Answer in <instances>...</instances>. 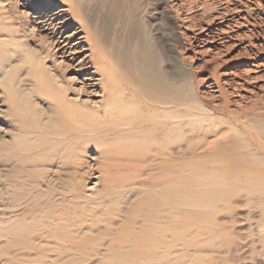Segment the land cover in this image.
Here are the masks:
<instances>
[{"label":"rangeland","instance_id":"obj_1","mask_svg":"<svg viewBox=\"0 0 264 264\" xmlns=\"http://www.w3.org/2000/svg\"><path fill=\"white\" fill-rule=\"evenodd\" d=\"M77 1L0 0V225L44 229L19 259L0 237V264H264V0ZM53 35L71 47L47 53ZM169 95L187 122L129 130ZM19 115L31 146L8 154Z\"/></svg>","mask_w":264,"mask_h":264},{"label":"bare ground","instance_id":"obj_2","mask_svg":"<svg viewBox=\"0 0 264 264\" xmlns=\"http://www.w3.org/2000/svg\"><path fill=\"white\" fill-rule=\"evenodd\" d=\"M81 7H82V4L81 3H79V1H77V0H72V2H70V4H69V6H68V9H64V8H61V9H59L57 12H53V14H57L59 11H68V10H73V11H75L74 9H76L77 11H79V12H81ZM75 13V12H74ZM71 19H73V20H80V18L78 17V15L77 14H72V17H71ZM86 22L88 23V21L86 20ZM88 25H89V23H88ZM84 26V25H83ZM79 32V31H78ZM74 33H77V32H74ZM56 34V33H55ZM92 34V33H91ZM91 34H89V33H86V35H81V36H79L78 37V39H89L90 41L91 40H93V41H95V37L94 36H91ZM92 35H94V34H92ZM82 39V40H83ZM66 40H68V36H65L63 39H60V38H58V37H55V35H53V36H51V37H48V38H45V39H43V42L46 44V46H47V53H51L53 56H55L56 55V51H60V50H62V54L65 52V48H70L71 47V45L70 46H67V45H69V43L70 42H66ZM65 41V42H64ZM78 43H81V42H78ZM95 44H96V42H95ZM72 45H74V44H72ZM97 46V45H96ZM95 46V48H97ZM90 61H91V63L92 64H94V63H97L98 65H100L99 67H97L96 68V72H99V73H101V78L105 81V84L104 85H106L107 84V82H109L110 81V79H111V76L112 75H114V73L113 72H111L110 70H108V71H110V72H107V70L106 69H108V68H104V65L106 64V62H105V59H104V57L103 56H100V57H91L90 58ZM108 67V66H107ZM89 68H92V65H87V66H85V68L84 69H89ZM44 72L48 75V78H49V80L50 81H52V83L50 84V86L51 87H53V85H54V88H57V90H60L62 93H63V99L65 100L66 99V97H67V93H68V91L70 90L69 89V87H70V85L69 86H66L65 84H69V81L68 80H66V82H64L65 84H63L62 82H63V80L61 79L60 81H62V82H60L61 83V87H58V85H59V83H58V81H59V76L57 75V71L56 70H44ZM111 73V74H110ZM113 73V74H112ZM41 78V77H40ZM58 78V79H57ZM56 79V80H55ZM68 79V78H67ZM84 79H90V78H84ZM71 81V80H70ZM58 83V84H57ZM160 83H162V82H160ZM53 84V85H52ZM64 85V86H63ZM95 85V84H94ZM110 85V84H109ZM112 86V85H111ZM162 86H163V84H162ZM162 86H160V87H162ZM165 87H164V89H162L163 91L165 90V88H166V90L165 91H167V92H169V91H171L170 90V86H169V83H166V85H164ZM186 85L185 84H181V88H182V90H184V88L183 87H185ZM71 88V87H70ZM81 90V89H80ZM79 90V91H80ZM169 90V91H168ZM104 91H105V87H104ZM108 93V92H107ZM105 94H106V92H105ZM170 95L169 96H165V101H163L162 103H160V106H158V104L159 103H157V106H156V109H153V111L151 112L150 110H148V112L149 113H147L148 114V116L145 118V117H140L141 115H139V114H136L135 115V121H132L131 123H129V125H128V127H129V130L130 131H136L137 130V126H140L143 122H146V121H149L150 123H151V129L152 130H158V127H160V126H163V127H166L167 129L172 125L173 126V124H182V123H185V122H187V120H185L184 118H185V116L183 117V116H181L180 114H178V112H177V109L173 106V102H172V98L170 97ZM59 98V100H60V97H58ZM57 101V100H56ZM66 102H67V104H69V105H72V102L71 101H67V100H65ZM122 101V100H121ZM58 102V101H57ZM56 102V103H57ZM60 106V103L58 104L57 103V106ZM105 105V104H104ZM59 106H58V108H59ZM100 106H102V105H100ZM147 106V105H146ZM106 107V106H105ZM111 108V107H110ZM71 110V109H70ZM69 110V111H70ZM186 112V111H185ZM115 113V111L113 110V109H109V110H104V117H110V119L112 118V115ZM68 115H70L69 113H67ZM74 115V114H73ZM79 115H82V114H79ZM187 116H189V114H187ZM21 116L19 115L18 117H16V118H14L13 119V125H16L17 126V128L20 130L19 131V133L17 132L16 134H13V138H14V141H13V143H10L9 144V146H8V148H6V149H4V151L6 152L7 151V153L8 154H11V153H13L14 151H16L17 150V153H18V151H25L24 149H27L28 147H30L31 146V141L28 139V132H26L25 131V125H24V123H23V121L21 122ZM99 119V118H98ZM109 119V120H110ZM70 120H71V118H70ZM73 120H75L74 118H73ZM101 120V119H100ZM93 122V121H92ZM191 122H192V120H191ZM193 122H195V121H193ZM83 123V122H82ZM90 123V122H89ZM76 124V123H75ZM78 124V123H77ZM102 124V123H101ZM111 124V123H110ZM189 124V123H188ZM257 124V126H258V123H256ZM100 125V124H99ZM73 126V125H72ZM83 127V126H82ZM81 127V128H82ZM86 128V127H85ZM123 129V128H121V127H111V128H109V129H107L106 131H107V133H106V135L109 133V130H116V129ZM259 130H261L260 129V127L258 126L257 127ZM68 130V129H67ZM105 130V129H104ZM182 130V129H181ZM150 131V130H149ZM69 132V131H68ZM99 132V131H98ZM149 133V132H148ZM70 134V133H69ZM151 133H149V135H150ZM104 139V138H103ZM64 140V139H63ZM145 140V139H144ZM138 141H142V140H138ZM145 141H147V140H145ZM150 141H154V137H152L151 139H150ZM156 142V141H155ZM158 142V141H157ZM70 143V142H69ZM151 143V142H150ZM165 144V143H164ZM7 145V144H6ZM200 145V144H199ZM198 148V147H197ZM225 148V147H224ZM1 149V148H0ZM8 149V150H7ZM217 149V148H216ZM2 150V149H1ZM238 150V149H237ZM236 150V151H237ZM209 151V150H208ZM222 151H224V150H222ZM230 151H231V149H230ZM232 151H235V150H232ZM238 152V151H237ZM17 153H15V154H17ZM21 153V152H20ZM24 153V152H23ZM191 153V152H190ZM231 153V152H230ZM22 154V153H21ZM256 154V153H255ZM205 155V154H204ZM106 156V155H105ZM11 158V157H10ZM9 158V159H10ZM12 159V158H11ZM10 159V160H11ZM220 159V158H219ZM238 159V158H237ZM240 159V158H239ZM215 161V160H214ZM226 161V160H225ZM228 161V160H227ZM229 161H231L230 160V158H229ZM21 163H23V164H25V162H26V154H23L22 155V158H21V161H20ZM11 163V162H10ZM73 163H75V162H73ZM223 163V162H222ZM251 164H252V162H250ZM75 165H76V163H75ZM75 165H72V168L74 169V172H76V171H78L77 170V168H76V166ZM222 165V164H221ZM220 165V166H221ZM212 166V165H211ZM235 166V165H234ZM246 166V165H245ZM248 166H249V163H248ZM251 166H254V165H251ZM256 166V165H255ZM254 166V167H255ZM231 167V166H230ZM233 167V166H232ZM263 167V166H262ZM261 167V168H262ZM222 168V167H221ZM238 168V167H237ZM247 168H249V167H247ZM255 168H258V167H255ZM264 168V167H263ZM229 169V168H228ZM227 169V170H228ZM241 169V168H240ZM251 169V168H250ZM212 170H214V169H210L209 171H212ZM255 170V169H254ZM257 171V170H256ZM256 171H255V173H256ZM263 171V170H262ZM68 172V171H67ZM233 172V171H232ZM252 173V172H251ZM253 173H254V171H253ZM254 173V174H255ZM60 174H62V172L60 173ZM59 174V175H60ZM69 174V173H68ZM232 174H234V173H232ZM231 174V175H232ZM256 174H258L257 176H261L262 174H260V171L259 172H257ZM63 175H64V172H63ZM78 175H79V173L77 174V177H78ZM213 175H215V174H209L208 176H213ZM243 175V174H242ZM61 176V175H60ZM24 177V176H23ZM62 177V176H61ZM74 177V176H73ZM75 178L74 180H73V182H72V184L71 185H69L71 188L70 189H67V188H65V187H62V191H63V193L64 192H66L65 193V195H64V198H66V199H68V197H69V195H70V201H73L75 198H77L80 194H78L77 193V191H78V189L79 188H81V186L82 185H80V182H81V179L83 178L82 176H79L78 178ZM227 178V177H226ZM241 178V177H240ZM263 178H264V174H263ZM85 179V178H84ZM207 179H209V178H207ZM210 180V179H209ZM25 181V180H24ZM228 181V180H227ZM41 182V181H40ZM59 182V181H58ZM56 183V182H55ZM23 184V183H22ZM47 184V183H46ZM50 184V183H49ZM251 184H255V185H264V179H262L261 177H258V178H256V180H254V181H252L251 182ZM40 185V184H39ZM20 187V186H19ZM28 187V186H27ZM69 188V187H68ZM218 188V187H217ZM259 188H261V187H259ZM0 190H1V188H0ZM27 190V189H26ZM25 190V191H26ZM46 190V189H45ZM17 191V190H16ZM24 191V190H23ZM29 192V191H28ZM54 192V191H53ZM13 193H14V191H13ZM30 193V192H29ZM38 193V192H37ZM44 193V192H43ZM10 194H11V192H10ZM51 194V193H50ZM48 195V194H47ZM59 195H61V194H59ZM50 196H52V195H50ZM15 197H16V195H15ZM171 197V196H170ZM204 197H205V195H204ZM217 197V196H216ZM8 199V201H7V205L8 206H13V203H12V194H11V196H8L7 197ZM37 198V197H36ZM1 199H3V198H1ZM19 199V198H18ZM55 199H57V198H55ZM78 199V198H77ZM79 199H81V198H79ZM207 199V198H206ZM22 200V199H21ZM21 200H18L19 202L21 201ZM27 202H28V200H26ZM80 201V200H79ZM187 201V200H186ZM204 201H206V200H204ZM213 201H214V199H213ZM76 202H78V201H76ZM76 202H74V203H76ZM81 202V201H80ZM145 202V201H144ZM21 203V202H20ZM140 203V202H139ZM206 203V202H205ZM5 204V203H4ZM39 204V203H38ZM99 204H101V203H99ZM26 206L21 210V215H26L27 213H26V211H27V207L29 206L28 204H25ZM42 205V204H41ZM39 206V205H38ZM55 206V205H54ZM65 206H66V204H65ZM83 206V205H82ZM97 206V205H96ZM161 206V205H160ZM177 206V205H176ZM208 206V205H207ZM48 207V206H47ZM103 207H104V209H105V206L103 205ZM42 208H44V207H42ZM80 208H81V206H80ZM98 208V207H97ZM79 209V208H78ZM85 209V208H84ZM44 210V209H43ZM46 210H47V208H46ZM49 210V209H48ZM81 210V209H80ZM99 210H100V208H99ZM10 212H9V214H10V216H12L13 214H15V211L13 210V209H10L9 210ZM83 211V210H82ZM82 211H81V213H82ZM49 212V211H48ZM52 212V211H51ZM86 212V211H85ZM193 212V211H192ZM43 213V212H42ZM62 213V212H61ZM33 214H35V213H33ZM39 214V213H38ZM80 214V213H79ZM87 214V213H86ZM86 214H84V215H86ZM89 214H91V213H89ZM120 214H121V212H120ZM41 215V214H40ZM39 215V216H40ZM61 215V214H60ZM82 215V214H81ZM93 215V214H92ZM124 215V214H123ZM195 215V214H194ZM206 215V214H205ZM28 216H30V215H28ZM44 216V215H43ZM78 216H80V215H78ZM15 217V216H14ZM23 217H25L26 218V216H23ZM50 217H52V216H50ZM85 218H86V216H84ZM92 217V216H91ZM204 217V216H203ZM16 218V217H15ZM15 218H13V221L10 223V224H8V225H6V221H5V224L4 225H0V237H5V238H7V240L8 241H11L13 244H15L16 245V247H14V245L12 246V243L11 242H9L8 244L10 245L9 246V248H8V254H11L12 256H14L15 255V257H18V259H19V257L20 258H23V257H25V256H27L28 254H29V248H30V246H29V244H30V242H32V241H34V240H36L37 238H39V237H41L42 236V234L44 233V229L42 230L41 228H39V226L38 227H36L35 225H25L24 223H27L26 221L23 223V225H20L19 223H17L14 219ZM28 218V217H27ZM31 218V217H30ZM30 218H28L29 220H30ZM37 218V217H36ZM77 218V217H76ZM93 218V217H92ZM32 219H33V217H32ZM44 219H46V218H44ZM55 219V218H54ZM83 219V216H82V218L80 219L79 218V220H82ZM91 219V218H90ZM1 220H4V219H1ZM10 220H11V218H10ZM27 220V219H26ZM28 220V221H29ZM40 220V219H39ZM123 220V219H122ZM52 221H53V219H52ZM61 221V220H60ZM125 221V220H124ZM47 222H49V221H47ZM69 222V221H68ZM91 222V221H90ZM89 222V223H90ZM152 222H153V220H152ZM0 223H2V222H0ZM8 223H9V221H8ZM21 223H22V221H21ZM42 223V222H41ZM50 223H52V222H50ZM59 223V222H58ZM74 223V222H73ZM83 223V222H82ZM88 223V222H87ZM134 223V222H133ZM3 224V223H2ZM32 224H33V222H32ZM35 224V223H34ZM39 224V223H38ZM44 225L46 224V225H48V223H43ZM43 224H41V225H43ZM69 224V223H68ZM85 224H86V222H85ZM91 224V223H90ZM162 224V223H161ZM55 225H56V222H55ZM71 225V224H70ZM73 225V224H72ZM165 225V224H164ZM57 226V225H56ZM65 226V225H64ZM83 226V225H82ZM141 226V225H140ZM157 226V225H156ZM46 227V226H45ZM44 227V228H45ZM51 227H53L54 228V226H52L51 225ZM77 227H79V226H77ZM81 227V226H80ZM167 227V226H166ZM37 228H39V229H37ZM47 228V227H46ZM71 228V227H70ZM73 228V227H72ZM170 228V227H169ZM62 229V228H61ZM60 229V230H61ZM65 229V228H64ZM77 229V228H76ZM166 229V228H165ZM164 230V229H163ZM48 231H50V230H48ZM56 231V230H55ZM55 231L53 232V233H55ZM58 231V230H57ZM149 231V230H148ZM160 231V230H159ZM37 232H38V234H37ZM40 232V233H39ZM59 232H61V231H59ZM58 232V233H59ZM64 233V232H63ZM161 233V232H160ZM35 234V235H34ZM49 234V233H48ZM56 234V233H55ZM73 234V233H72ZM121 234V233H120ZM47 235V234H46ZM45 235V236H46ZM57 235V234H56ZM59 235H61V233H59ZM76 235H78V234H76ZM51 238H52V236L51 235H49ZM48 236V237H49ZM55 236V235H54ZM58 236V235H57ZM160 236V235H159ZM56 237V236H55ZM79 237V236H78ZM54 238V237H53ZM62 239H63V236L61 237ZM69 238V237H68ZM14 239V240H13ZM42 239H43V237H42ZM41 239V240H42ZM44 240V239H43ZM55 240V239H54ZM58 240V239H57ZM72 240V239H71ZM70 240V241H71ZM79 240V239H78ZM2 241V240H1ZM36 241H40V239L39 240H36ZM60 241V240H59ZM134 241V240H133ZM3 242V241H2ZM2 242H1V245H2V248H3V244H2ZM44 242V241H43ZM47 242V241H46ZM54 242V241H53ZM63 242H65V241H63ZM11 243V244H10ZM18 243V244H17ZM60 243H62V242H60ZM73 243V242H72ZM74 243H75V241H74ZM34 244V243H33ZM57 244V243H56ZM70 244V243H69ZM78 244V243H77ZM0 245V246H1ZM36 245V244H35ZM40 245V244H39ZM52 245V244H51ZM60 245V244H59ZM64 245H66V244H64ZM68 245V244H67ZM107 245V244H106ZM124 245V244H123ZM138 245V244H137ZM7 247V246H6ZM60 247H62V246H60ZM60 247H59V249H60ZM106 247V246H105ZM132 247V246H131ZM1 248V249H2ZM45 248V247H44ZM51 248V247H50ZM53 248V247H52ZM55 248V247H54ZM63 248V247H62ZM6 249V248H5ZM31 249H33V247L31 246ZM36 248H34V250H35ZM66 249H67V247H64V251H66ZM78 249V248H77ZM168 249V248H167ZM51 250V249H50ZM49 250V251H50ZM62 250V249H61ZM4 251V250H3ZM33 251V250H32ZM59 251V250H58ZM58 251H57V253H58ZM63 251V250H62ZM114 251H116V250H114ZM48 252V251H47ZM61 252V251H60ZM79 252V251H78ZM119 252V251H118ZM56 253V252H55ZM66 253V252H65ZM64 253V254H65ZM114 253V252H113ZM120 253H121V251H120ZM143 253V252H142ZM59 254V253H58ZM11 255H9V256H11ZM63 255V254H62ZM83 255V254H82ZM81 255V256H82ZM123 255V254H122ZM161 255V254H160ZM1 256V255H0ZM8 256V255H7ZM6 256V257H7ZM80 256V255H79ZM78 256V257H79ZM124 256H127V255H125L124 254ZM14 257V258H15ZM41 257V256H40ZM63 257V256H62ZM137 257V256H136ZM143 257V256H142ZM3 258H5V257H3ZM9 258V257H8ZM7 258V259H8ZM120 258H121V255H120ZM129 258V257H128ZM0 259H2V258H0ZM142 259V258H141ZM9 260V259H8ZM11 260V259H10ZM15 260V259H14ZM14 260H13V262H14ZM25 260V259H24ZM23 260V261H24ZM40 261V260H39ZM59 261V260H58ZM65 261V260H64ZM19 262V261H18ZM38 262V261H37ZM62 262V261H61ZM156 262V261H155ZM154 262V263H155ZM122 263V262H121ZM142 263H144V262H142ZM161 263V262H160ZM159 263V264H160ZM23 264V263H22ZM69 264H72V262L71 263H69ZM92 264V263H91Z\"/></svg>","mask_w":264,"mask_h":264}]
</instances>
